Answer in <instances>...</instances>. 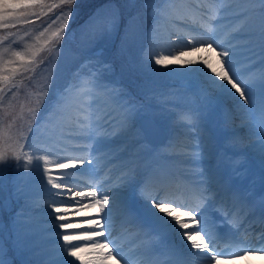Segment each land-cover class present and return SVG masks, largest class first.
Returning a JSON list of instances; mask_svg holds the SVG:
<instances>
[{
	"label": "rangeland",
	"instance_id": "1",
	"mask_svg": "<svg viewBox=\"0 0 264 264\" xmlns=\"http://www.w3.org/2000/svg\"><path fill=\"white\" fill-rule=\"evenodd\" d=\"M142 4L144 7H148L150 15L148 22L144 30H141L136 23L130 24L128 21L123 27V31L126 30L123 34L126 39L124 46L130 57L138 50L143 49L152 60H162V63L159 64L161 71L159 76L161 79L167 80L173 87L164 86L165 89L155 97L153 105L147 103V99L141 96L144 94L145 87H140L137 90L139 94H135L131 90L128 91L129 89L125 94H122L120 86L123 89L125 82L119 81L120 73L117 68H112L108 62H97L100 52L103 56L107 54L105 49L108 44L107 40L116 34L113 32V26L109 23L107 26L99 28L98 35L93 37L92 43L89 44L88 55L90 54V56H84L75 67L76 72L71 75L73 78L64 84L58 80L60 79L58 74L62 71V67L69 63V59L60 48L49 53L48 59L38 65L36 69L38 71L34 70L31 65V71H28L27 75L19 77L24 81L21 84L22 91L19 90L17 94L28 95L27 90L32 88L30 84L34 85L36 94H40L34 98V107L31 109L34 116L39 114V118L36 117V121L27 128L24 134H21L19 140L11 133L14 139L7 145L9 150L12 149L11 156L14 159L5 158V162L0 163V181L7 183L5 190L10 194L13 205L15 203L12 216L7 221L8 229L3 230V226L0 225V233L2 238H6L12 246L17 248L15 251L19 258L17 262L20 261L22 264H81V262L88 261L90 257V259L93 258L94 252L89 247L93 241H97L95 239H99V243L105 242L98 214L95 210L86 207L87 199L80 203V207L73 208L76 209L73 218L68 217L62 222L70 225L68 227L71 229L70 231L67 228H61V223L55 227L57 215L53 212L58 207L55 198L63 197L68 193L67 188L72 187L71 185H61L63 178H58L59 164L67 163V158H70L62 153L63 151L81 152L83 155L76 158L79 160L99 159L106 153L93 154V150H100L107 144L110 145L111 142L112 144L120 142L122 145L120 148L113 146L110 149L108 147V151L112 150L113 156L107 155L106 159L111 162L112 159L121 158L118 168L129 167L130 170H137L142 165H147L148 153L152 150L151 147H155L166 156L165 158L169 159V162L165 161L164 166H171L177 170L178 174L185 175L186 181H189L193 185L192 187L199 183L211 185V183L219 181V179L212 180L209 177L211 180L209 182L205 177V171L214 167V154L204 151L202 131L200 130L205 131L211 138V144L219 154L226 155L234 161L242 158L234 157V154L239 146L245 145L243 140H240L241 136L234 133L236 130H241L243 137L245 136L248 142L253 144L256 142L254 152L264 151L259 144L261 141H258L260 135L254 131V120L249 119V115L260 117L262 108H264V89L261 86L260 76L261 69H264V32L261 29L259 14L248 15L244 10L249 5L243 0H173V3L167 5L161 4L159 0H153L151 7L145 4V0H142ZM211 7L214 8V11H211ZM153 10H155V14H152ZM108 14L105 9L101 12V17L105 19L109 17ZM194 14L201 20L206 19L204 22L206 24L203 26L197 23ZM57 23L51 26L44 23L41 28L31 26L20 35L21 40L18 41V44L11 45L9 41H4L0 43V49L9 48L10 50L24 51L31 46L34 39L43 38L40 33H44L43 40L51 37V33L59 27ZM66 33L68 37L72 34L71 31ZM210 39L215 42L213 44L215 50H195L206 46V42ZM84 41L86 42L87 39ZM217 45L221 47H217ZM225 48L232 53L229 59L233 72L240 79L251 84L252 100L250 105H244L238 94L235 96L221 95L219 89L213 84V81H218V78L215 77L212 69L204 64V60H208L214 68L219 70V61L224 58L218 57L217 53ZM178 56L180 57L179 62L169 63ZM117 67L121 70V67ZM193 67L194 70L189 73ZM225 67L227 68L228 65L225 64ZM232 74L230 73V75ZM47 76L52 80H48ZM49 82H54L52 87ZM219 83H223V81H219ZM19 85L20 82L13 81L5 85L1 92L0 104L7 105L12 87L16 88ZM46 87L50 88V98L45 96ZM95 88H101L102 93L96 91ZM30 95L32 96V94ZM38 99L43 103H37ZM48 99L50 101L46 102ZM162 99L181 104L169 108L165 106ZM125 101L133 109L128 116H126L127 109L121 107L122 102ZM45 106L48 108L47 111ZM79 110H82L84 115L76 114ZM96 110H104L113 114L114 117L112 116V121L108 124V127L112 125L108 133L102 132L105 126H100L102 119L96 114ZM41 114L45 115L44 119L40 116ZM143 114L151 115L165 130L170 143L173 144L171 147L164 144L150 146L142 143L136 120L139 115ZM23 121L24 119L20 123ZM30 127L31 131H29ZM78 139H88V143L77 142ZM1 140H3V136L0 134V143ZM101 141L102 143H100ZM224 151H226L225 154ZM17 156H19V160L16 158ZM244 156L248 159L244 162H248L251 167L258 168V170L263 169L262 162L254 161L252 155ZM135 159L142 163L134 162ZM114 168L111 166V169ZM71 169L64 170L63 175L71 176L74 181H77L79 188H86L87 184L82 183L86 179L69 171ZM223 169L224 167H221L220 173L215 176L221 179ZM139 172H137L138 175L141 174ZM98 175L100 181L109 180L104 174L98 172ZM127 175L128 173H124V171L120 172V178ZM88 178L94 180V177L89 176ZM120 180L122 181V179ZM86 181L88 182V180ZM176 185L177 183H175ZM226 186L231 187V183L227 182ZM122 188L123 186H121ZM131 190L132 188L128 187L127 191ZM121 194L115 204L111 202L108 206L112 212L117 209V206H120L121 213L125 212L126 215H130L128 211L133 210L130 207L132 199L125 202V197ZM69 196L74 197L75 195L70 194ZM205 197L209 196L207 193L206 195L202 193L201 200H206ZM134 204L136 208V202ZM166 206L172 208V204H166ZM211 211L221 217V213L215 206H211ZM199 212L200 210L196 211V213ZM245 212L248 213L249 209ZM91 219L96 221L94 226L91 224ZM151 220L152 218H150ZM156 223L160 225L158 221L153 224L145 223V225H147L146 227L151 224L156 226ZM160 227L161 231H158V234L153 237L154 239L161 240L156 236L165 235L162 233V225ZM94 232L101 234L94 236L93 240L85 239L87 235ZM136 233L138 234V231ZM62 234L78 237L72 241V245L85 249L79 253L80 259L67 255L68 245L63 241ZM111 239V237L108 238V241L111 242ZM151 239L147 241L152 243ZM141 244L143 246L140 248L143 251L146 249L145 240ZM116 249L122 250L123 248L115 247L114 250ZM189 261L187 259L183 264ZM113 264L125 263L116 257ZM260 264H264V261Z\"/></svg>",
	"mask_w": 264,
	"mask_h": 264
},
{
	"label": "bare ground",
	"instance_id": "2",
	"mask_svg": "<svg viewBox=\"0 0 264 264\" xmlns=\"http://www.w3.org/2000/svg\"><path fill=\"white\" fill-rule=\"evenodd\" d=\"M193 70H194V67L189 70V73H191ZM225 110H227V109H225ZM106 113H108V112H105V111H99L98 112L99 116L102 118V122L106 123V125L108 126V124H110L112 121L113 114L112 113L106 114ZM249 119L254 120V125H255L254 131H256L260 135V117L258 115H254L252 117L249 115ZM110 127H107V128L105 127L104 132L109 131ZM200 131H202L201 136L203 138V145H204L205 151L210 152V153L213 152V154H214V167H212L206 171V174H207V175H205L206 179L209 182H211L210 178L212 180L213 179H219L218 177L215 176V173L217 171H219L221 169V167H224L223 170L228 171V176H227L228 178L226 180H228L231 183L232 187L231 188L226 187L225 189H222L220 184L223 182V179L221 177V179H219L218 182H213V183H211V185H206L204 183L198 184V190L203 191L204 193H207V195L209 196L208 199L205 201H203V200L201 201L198 199L197 201L194 202V199H193V200H190L191 203H185V202L180 203L183 201L182 198H179L177 200L175 197H177V196L182 197V195H176L175 193H172V191L167 189L168 187H166V186L163 187V190H160L159 187H155V188L150 187L151 189H154L155 191L159 192V197L152 196L153 193H150L151 197H155L159 201H161V200L172 201L173 202V203H171L172 208H177V206H180L177 208V211H187L189 208H191L196 212L198 210L201 211L206 206L210 209V206L213 204L218 205L219 208H221L222 207L221 204H224L223 200H228V199L232 198L233 192L237 191V192H240V194L244 195L245 199H247V201H248V204L250 203V206H252L251 207L252 211H253V209H256L258 211V213L264 212V153H263L264 151L263 152H260V151L254 152L253 149L256 146L255 145L256 142H255V144H253L252 142H248V139H246L245 136L243 137L242 131L236 130L234 133L241 136L240 140H243V143L245 145H243L241 147L239 146V149L234 154V157H242V158H240L237 161H234L233 159L231 160L230 158H228L226 155L219 154L217 149L211 144V140H210L209 136L207 135V133L203 130H200ZM258 141H261V138H259ZM82 142L85 143L84 140H82ZM169 142L170 141L168 140L166 143L167 147H171V145H172ZM259 144H261V142H259ZM113 146L120 148L122 145H120V142H116L114 144H112V142H111L108 147L113 148ZM108 147H104L103 149H101V152H104ZM258 150H260V149L258 148ZM62 153L66 154L67 157H70V158H67L68 161L77 162V166L74 167V169L72 168L69 171H73L78 177L85 178L86 180H88V182L86 180L84 182H82V183L87 184L86 188H79L77 186L78 185L77 181H74L73 178H71V176L63 175L65 173L64 170H67V169H62L63 171L59 170L60 168L58 169V171H59L58 172L59 175L57 174L58 178H63V180H62L63 182L60 184L61 185L64 184L65 186L71 185L72 187L67 188L68 193L66 195H63V197L58 196L55 198V201L58 203L57 208H59V210H60L59 212H57L56 210H54V212H53L55 215H57L55 227L59 226V223L62 224V222H64L68 217L73 218L74 217V210H76L73 208L80 207V203L81 202L83 203V201L84 200L86 201V199H87L88 202L86 203L87 204L86 207L95 210L98 214L97 216H98V219L100 221V227L102 228L103 236H107V238H110V237L115 238L114 243H111V242L109 243L110 248L108 247L106 249H103L104 252H113L114 253V255L106 261V264L115 263L116 257H118V259H121L122 263H125V264H154L151 262L150 263L147 262L146 261L147 259L145 257H143V255L139 251L141 249L140 248L141 247L140 241L143 238L141 239V238L137 237L136 230H139L140 227H143L144 230H146V236L148 235V237H149L151 232L149 231V234H148L147 230L149 228L146 229L143 224H144V222L153 224V222H155V221H158L160 223V225H162V233L165 234L163 236H161L160 234L156 236V237H160L161 240L155 239V241L157 243L162 242L166 245L165 246L166 249H165V251H163V252H165L164 254L168 253L169 250L170 251L176 250L175 253L177 255L184 254V255H186L185 256L186 259L190 260V262L187 264H207V261L203 258V255L196 253L195 249H191L190 242L185 240L183 237L184 231H191L193 228H195L197 226L195 221H194V217L192 214H190L189 216H181L180 217V219L182 221H185L188 224V229H180L179 226L176 225L175 220H173L171 217L166 215V213L172 209V208H170V206H165V213H160L158 211V209L153 208L152 200H149L151 198H149V199L143 198V196L140 194V191L137 190V186L134 189L132 188L131 191H127L128 187L125 185H122V181L120 180L122 178H120L119 173L121 171H124V173H129L130 169L124 167L123 170H121L119 172H115V171L110 172V171L106 170L107 169L106 166L100 165V161H95L92 159H90V160L84 159V161H91V163L90 164L85 163L84 167L81 169L79 164H78V162L80 160L76 159L77 157L79 158L83 155L81 152H74L71 150H66L65 152L63 151ZM93 153H97V152L95 151ZM223 153L225 154L226 151H224ZM244 155H248V156L252 155V158L254 161L256 160V161L262 162L263 169L258 170V168L256 169L254 167H251L248 162H244V161H248V159L245 158ZM160 161L161 160L157 156V154L153 153L152 158H150V161H148L147 165H142V167L140 169L136 170V171L141 170V175H138L137 178L142 177L144 174H153V173L165 176L167 171L161 169V166H163L162 163H160V165H158L156 167H152L155 163H159ZM141 163L142 162H140V164ZM100 169H102V170H100ZM98 172H99V174H104L105 176H107V178L109 180L106 182L100 181L98 179L99 178ZM87 173H89V174H87ZM60 174H62V175H60ZM89 176L94 177V180L92 178L89 179L88 178ZM203 177H204V175H203ZM116 186H118V187L115 189ZM121 186H123L122 189H121ZM213 186L215 188H213ZM138 187H141L140 184H138ZM58 190H60L59 187H58ZM109 190H111L113 196L115 197L112 200L113 204L116 203L117 198L119 197L121 192H122L121 196L125 197L124 198L125 202L127 200H131V199L134 200V202H136V204H137L136 211L131 210V212L133 213L135 221L137 220L138 225H140L138 228L135 227L136 224H133V223L131 224L130 221L126 220V217L124 216V214L121 213L122 211L120 210V206H117V209L114 212L110 211L108 213V215L105 217L104 212L101 211L98 204H96L94 200H92L90 197H88L89 192L96 191L98 193L96 198L100 199L101 197H100L99 193L108 192ZM150 191H153V190H150ZM77 193H79V195H77ZM70 194H73L75 196L71 197V196H69ZM184 201H186V200H184ZM238 204L244 205L243 203H240V202H238ZM106 206H108V205H106ZM232 206L233 205H231V204H227V206L223 210L230 209V214L228 215L227 219L230 222H232L233 224H236V220L233 218V216H234V212L237 210H235V207L233 208ZM82 207H84V206H82ZM229 207H231V208H229ZM57 208H55V209H57ZM108 208H110V206H108L105 211H107ZM177 211H172V217H175L177 215ZM208 213H209V211L206 212V214H208ZM94 214H96V213H94ZM206 214L204 213V216L202 217V219H204V220L206 219ZM141 217H142V220L140 219ZM150 218H152L151 221H150ZM105 219L107 220V226L106 227H105ZM123 219L125 220V222H124L125 224H129L131 226L130 227L124 226L123 222L120 223ZM238 219L240 220L239 215H238ZM81 221H83V220H81ZM206 221H207V224H205V225H207V226H209V225L213 226L214 222H218V220L214 217H208L206 219ZM95 222H96L95 220H92V222H91V224H93L92 226L95 225ZM160 225L156 223V226H155L156 230L159 232L161 231ZM205 225H201V226L205 227ZM122 226H124V227L121 228ZM151 226L154 227V225H151ZM67 229H64V230H67ZM70 230L71 229H68V231H70ZM256 230L257 229H255L253 227V228L249 229V231H250L249 233H246L247 231L244 232V238L246 240L243 239L241 241L243 244L246 245V247L239 248L238 250H235V251L232 249H228L229 248L228 246H225V247H228L227 248L228 251H224V250H226L224 247H223V249L221 248L222 250H220L219 252L223 251L222 253H225V255L220 257L219 264H260L262 261H264V252L253 251V252L249 253L246 251V249L249 247L259 248L262 246L261 242L256 241V237H255L256 236L255 235ZM123 231H126L125 235H123L125 233ZM63 232H66V231H63ZM234 232H235L234 229L230 230V235H231V233L233 234ZM154 234L155 233L153 232L152 236H150V237H154L155 236ZM202 235H203V233H202ZM95 240H97L99 242V239H95ZM237 240H238L237 243L239 245L240 240L239 239H237ZM115 245H119V246L124 247V248L126 247V250H120L119 249L120 255L117 256V255H115L114 249H115V247L116 248H119V247H117ZM126 245H128V246H126ZM130 246H132V248L129 250L128 247H130ZM215 251H217L216 248H215ZM129 252L131 254H129ZM231 253H239V254H235V255L233 254L232 255ZM83 254H84V252H83ZM94 255L95 254H93V258H94ZM90 258H89V260H90ZM133 258H135V259H133ZM82 260H84V259L82 258ZM82 263L83 262H81V264Z\"/></svg>",
	"mask_w": 264,
	"mask_h": 264
},
{
	"label": "snow or ice",
	"instance_id": "3",
	"mask_svg": "<svg viewBox=\"0 0 264 264\" xmlns=\"http://www.w3.org/2000/svg\"><path fill=\"white\" fill-rule=\"evenodd\" d=\"M161 4H171L173 0H159ZM244 3H247L249 7L244 11L252 16L255 14H259L261 29L264 32V0H243ZM60 5L68 7L67 12H61L60 16L57 17L56 20H53L52 23H56L59 21V27L56 28L55 31L51 33V39L45 40L44 43L48 44L51 40H55L57 37L62 38L64 29L67 27L68 22L71 18V15L74 9L71 7L76 3V0H59ZM153 0H145V4L151 7ZM45 0H0V29L10 30L11 28L16 27L18 24L21 25H31L37 20H41L39 13H37L36 9H43L46 7ZM52 7H55L53 5ZM155 14V10L153 13ZM12 35H14L11 31H8V35L0 37V43L8 40ZM27 36V33H25ZM41 36L44 33H40ZM215 42L213 40H209L206 42V46L195 49L196 51H213L215 50L213 44ZM217 47H221L217 45ZM38 54V49H35V46H30L26 51H16L10 50L9 48L0 49V91L3 90V86L11 83L15 75L20 72H28L31 71V65L35 63V58ZM218 57H223V60H220V68L217 70L214 68L208 60H204V64H206L209 68L212 69L215 77L218 78V81H213V84L219 89L220 94L224 96H235L239 95L240 100L244 102V105H250L252 100V92H251V84L247 81L240 79L234 72L231 66L230 57L232 55L229 49H223L222 51L217 53ZM7 57V58H6ZM180 57H176L175 60L169 61V63L179 62ZM156 64H161V59H156ZM191 63V62H186ZM225 64L228 67H225ZM230 73H233L230 75ZM219 81H223V83H219ZM261 86L264 89V69H261ZM234 90V91H233ZM47 93H45V96ZM37 103L42 104L43 101L39 100ZM122 108H126V116L131 114L133 110L128 103L122 102ZM114 119V118H113ZM31 131V127L29 128ZM260 138H261V148L264 150V108H262L260 115ZM19 160V156L16 157ZM5 162V154L3 151H0V163ZM85 163H91V161L80 160L78 162L80 168L82 169ZM77 166V162L69 161L67 163H60L59 168L61 169H69ZM137 176L138 173L135 169L129 171L126 177L122 178V185L135 188L137 185ZM168 177L160 174H144L139 179V184L141 186V195L144 199H152V206L155 209H158L160 213H165L166 204L173 203L172 201H164L160 202L155 197H151V194L146 190L148 187H159L160 190H163V187L167 184ZM51 183V181H49ZM55 186V185H54ZM79 195V193H77ZM98 193L96 191H92L88 193V197L95 201L96 204L99 205L102 212H104V216L106 217L108 213L111 211L109 208L105 211L106 205L110 204L112 200L115 198L109 190L108 192L99 193L100 199H97ZM207 199V197H205ZM234 201L236 198H233ZM235 206V204H233ZM180 206H177V208ZM177 208H173L166 213L167 216L171 217L175 220L176 225L179 226L180 229H188V224L185 221L180 219L181 216H189L193 215L194 221L196 223V227L191 231H184L183 237L185 240L190 242L191 249H195L196 253L202 254L203 258L207 261V264H219V259L221 256L225 255V253L215 251V242L210 239L211 229L202 227L201 225L207 224V221L202 219L204 213L209 210L206 206L199 213H196L193 209L189 208L187 211H177ZM59 212V208L56 209ZM172 211H177V215L172 217ZM230 214V209H226L224 211V218L226 219ZM107 226V220L105 219V227ZM61 228L70 227L67 223H62L60 225ZM213 227L217 232L221 228L224 227L223 220L220 222H214ZM203 233V235H202ZM101 233H91L85 237V239L93 240V237L96 235H100ZM228 234H222V238L226 237ZM63 241L68 245L67 247V255L70 257H75L80 259L79 253L84 251L83 247H76L72 245V241L78 239L75 235L62 234ZM105 242L99 243L93 241L90 245L91 250L94 252V258L90 259L83 264H106V261L111 258L114 253L113 252H104L103 249L109 247L110 241H108L107 236H105ZM262 246L259 248H247V252H264V235L260 238ZM239 254V253H234ZM115 255L119 256V249L115 250ZM0 264H4L3 260L0 259Z\"/></svg>",
	"mask_w": 264,
	"mask_h": 264
},
{
	"label": "trees",
	"instance_id": "4",
	"mask_svg": "<svg viewBox=\"0 0 264 264\" xmlns=\"http://www.w3.org/2000/svg\"><path fill=\"white\" fill-rule=\"evenodd\" d=\"M45 2L46 7L35 10L39 13L41 20H37L31 25L18 24L10 30L0 29V36L8 35V31H24L27 27L38 26L43 23H47L49 26L54 25L56 23H52V21L56 20L61 12L68 11V7L60 5L59 0H45ZM53 5L55 7H52ZM71 7L74 11L67 27L64 29L62 38L57 37L48 44H45L44 41L50 40L51 37H47L45 40L43 38L34 39L32 42L31 46L34 45L35 49H38L35 63L32 64L34 70L37 69L43 60H46L51 51L60 48L69 59L67 66L58 74L60 76L59 81L65 80V77L71 76L70 73L76 64L90 51L87 48L92 43L91 39L98 35L99 28L107 26L109 23L113 26V32L116 34L107 40L108 44L107 48H105L107 54L103 56L100 52L99 60L108 62L112 68H117V71L120 72L121 81L125 82L123 83L124 87L128 86L136 91L139 86L147 87L149 82L150 88L148 90H151L153 84H151L150 80L157 84V87L160 86L162 80L159 76V64H156L155 60H152L143 49L138 50L130 57L124 46V41L126 40L123 36L126 32V30L123 31L124 25L130 21V24L136 23L142 30L148 19L145 11L146 7L142 4V0H76V3ZM105 9L108 11L109 17L103 19L101 12ZM57 22L59 25V21ZM68 31L72 32L70 37L66 33ZM85 39H87L86 42L84 41ZM87 56H90V54ZM117 66L121 67V70ZM27 73L20 71L15 75L13 82H20V85L16 86V88L15 86L12 87L10 100L7 105L0 104V134L3 136V140L0 143V151L4 152L5 158H13L11 156L12 149L9 150L7 145L14 139L11 133L19 140L21 134H24L28 124L34 118L31 109L34 107V98L39 94L34 91V85L30 84L32 88L27 90L28 95L17 94L19 90L22 91L21 84L24 81V79L20 80L19 77L27 75ZM23 119L24 121L20 123ZM6 184V182L0 181V221L2 216L8 221L14 209L10 194L5 190ZM2 239L0 236V259L3 260L4 264H16L18 254L14 253L12 247Z\"/></svg>",
	"mask_w": 264,
	"mask_h": 264
},
{
	"label": "water",
	"instance_id": "5",
	"mask_svg": "<svg viewBox=\"0 0 264 264\" xmlns=\"http://www.w3.org/2000/svg\"><path fill=\"white\" fill-rule=\"evenodd\" d=\"M139 126L146 136L157 132L162 135V139L164 137L163 130L148 116H142L139 118Z\"/></svg>",
	"mask_w": 264,
	"mask_h": 264
}]
</instances>
